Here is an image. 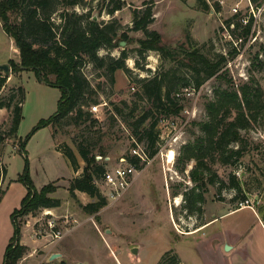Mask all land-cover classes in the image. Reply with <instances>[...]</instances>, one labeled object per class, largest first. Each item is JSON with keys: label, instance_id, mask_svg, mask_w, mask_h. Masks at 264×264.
I'll return each mask as SVG.
<instances>
[{"label": "rangeland", "instance_id": "obj_1", "mask_svg": "<svg viewBox=\"0 0 264 264\" xmlns=\"http://www.w3.org/2000/svg\"><path fill=\"white\" fill-rule=\"evenodd\" d=\"M114 1L84 0L72 9L95 18L100 24L110 21L119 24L118 46L99 49V57L117 59L121 51L126 53L124 70H117L113 75L105 67L95 68L90 63L81 68V74L97 91L96 104L82 106L84 112L90 113V119L96 121L94 124L88 119L76 128L67 118L54 136L51 128L39 129L27 141L23 155L19 151L20 141H24L40 120L54 114L59 90L38 82L30 71L10 72L0 89V103L11 105L0 108V191H4L0 199V264L13 234L10 215L19 208L26 192L17 181L24 167V156L34 188L39 191L52 184L57 189L49 197L60 201L57 208L40 209L30 215L55 221L60 238L48 236L46 228H41L36 235L35 229L24 225L29 217L18 218L20 245L26 250L17 264H254L256 261L264 264V241L248 210L226 220H215L199 230L212 215L241 207L259 210L264 224V124L255 123L241 131V144L231 147H241L242 155L238 160L233 157L228 165H210L202 184L189 178L194 161L185 164L181 155L182 149L201 134L199 123L206 120L205 103L216 90L228 88V84L236 89L252 77L264 93V10L244 37L241 29L224 24L228 19L238 21L230 12L234 0H223L215 12L209 0V12L200 10L196 0H119L124 7L111 15L108 11ZM150 1H153V21L148 29L157 31L170 48L179 49L183 36L188 35L191 41L186 44L188 49L196 48L210 60L224 57L217 76L195 87L192 74L181 64L167 62L156 51L139 52L137 41L144 35L139 30H131V10L142 9L143 3ZM52 2L58 10L52 20L59 23L60 2ZM253 3L260 6L264 0H253ZM123 33L130 39L129 43L121 39ZM183 50H178V57H182ZM13 55L12 60L18 62V51ZM9 56L8 38L0 27V64ZM164 72L168 73L166 82L173 81L171 87L179 92L181 113L159 117L156 153L123 196L117 201L105 198V204L94 214L84 212L81 207L97 202L98 197L78 191L75 199L68 195L69 180L78 177L84 167L74 144L82 142L91 154L98 155L102 150L104 159L99 163L105 169L130 158L133 148L144 151L145 144L135 142L122 119L131 109L137 114L145 106L138 81ZM0 74L5 75L2 71ZM19 88L24 100L20 99ZM19 101L21 120L16 135L10 136L12 107ZM115 108L120 110V115ZM58 148L72 152L77 170H73ZM170 155L172 161L167 163ZM210 179L213 184L209 183ZM232 184H237L239 190ZM95 187L104 198L101 186ZM199 195L202 200L198 201ZM175 198H179L177 206L173 204ZM242 198L247 205H240L244 202ZM43 210L50 213L45 219ZM236 226L252 239L246 242V252L225 249V246L231 248L230 243L225 245L224 239L229 238L225 230ZM256 233L260 238L255 237ZM247 247L251 250L247 251ZM53 254L57 257L50 260Z\"/></svg>", "mask_w": 264, "mask_h": 264}, {"label": "trees", "instance_id": "obj_2", "mask_svg": "<svg viewBox=\"0 0 264 264\" xmlns=\"http://www.w3.org/2000/svg\"><path fill=\"white\" fill-rule=\"evenodd\" d=\"M61 12L58 14L59 23L52 20V15L58 10L52 0H0V25L5 35L10 38L18 51V62L9 60L7 66L11 73L32 72L36 80L47 86L57 88L60 96L56 104V110L49 118L40 120L26 135L24 141H20L19 151L25 155V146L30 137L39 129L48 127L52 129L54 136L57 128L64 119L70 118L74 127L90 119L91 115L83 111V105L96 104L97 91L92 88L87 79L81 74V68L87 63L95 68L105 67L108 74L113 75L117 70H124L126 53L121 51L117 59L102 58L97 55L99 49H113L118 46L117 32L119 24L116 21L98 23L87 14H77L72 9L79 6L84 0H58ZM203 12L210 11L207 0H196ZM212 3L213 12L219 11L217 0H209ZM153 1L143 3L142 9L133 8L132 31H141L143 39L137 42L141 51H156L161 57L170 63H178L185 67L193 76L195 87L201 81L217 76L225 59L219 56L210 60L196 48L190 50L186 44H190L188 35L183 36V43L178 47L184 48L182 57H178V50L170 48L163 43L162 36L154 30H149L153 17L151 5ZM122 1L113 2L108 14H113L124 7ZM233 23V29H241L242 36L250 33L251 22L242 26L232 19L224 21L229 26ZM121 39L130 42L126 34ZM168 73L154 74L149 78L138 81L145 106L135 114L131 109L122 123L125 124L132 138L137 143H144V153L151 158L156 153L158 143L157 125L160 116H177L182 107L179 104V92L171 87L173 81L166 82ZM49 78H53L52 80ZM6 75L0 74V89L4 85ZM112 81V80H111ZM177 84V83H176ZM175 86V85H172ZM231 86V88H230ZM238 88V89H237ZM236 89L228 84V88L218 89L214 92L210 101L205 103L206 120L199 123L200 135L192 144L186 145L181 155L183 162L194 161L189 172V178L194 182H203L204 173L210 171V165L220 163L231 164L242 155L241 147L233 149L232 144H241V131L248 130L252 124H264V93L259 84L252 77ZM20 99L24 100L21 88ZM12 99V98H11ZM10 99V100H11ZM10 104L0 108H10ZM21 101L12 107L10 136L16 135L21 120ZM120 115V110L115 108ZM54 130V131H53ZM79 157L84 162V167L78 177L68 182L67 192L71 199H75V192H82L90 197H98V201L82 206V210L88 214L96 213L104 204L105 199L98 195L94 181L103 174L104 165L99 163L97 157L104 158L102 150L98 155L91 154L82 142L74 144ZM59 151L68 159L73 170L78 169L76 159L70 150ZM137 168L138 161L130 159ZM28 161L24 156V167L17 181L26 189V193L20 202L18 209L11 215L13 234L10 237L3 254L1 264H17L26 247L20 245V224L17 219L40 209H54L60 205V201L49 197L57 189L48 184L37 191L29 177ZM209 183L213 184L210 179ZM202 184V183H201ZM204 184V183H203ZM232 187L239 190L237 184ZM4 191H0V199ZM197 200H202L197 196ZM242 198V201H245ZM257 212L261 213L259 210ZM160 264V263H159Z\"/></svg>", "mask_w": 264, "mask_h": 264}, {"label": "built area", "instance_id": "obj_3", "mask_svg": "<svg viewBox=\"0 0 264 264\" xmlns=\"http://www.w3.org/2000/svg\"><path fill=\"white\" fill-rule=\"evenodd\" d=\"M223 4V0H219L218 4ZM264 10V4L260 6H255L253 0H234V4L230 8L231 16L238 17V22L241 25H246L249 21L255 23L258 20V17L262 14ZM231 28L233 23H231ZM131 157L127 160L121 159L118 165L113 166L110 169H105L103 174L99 179L94 181L95 185L101 186L102 194L104 199L111 201H117L120 199L123 194L130 188L132 185L135 176L142 169V167L150 163V159L146 156L142 149L133 148L131 151ZM104 159V158H103ZM130 159H135L138 161V167L130 161ZM100 160H102L100 158ZM247 205L245 200L240 205ZM42 217L45 219L49 215V211L43 210ZM29 217L30 219L25 222V227L31 226L32 229H35V234H40L41 228L47 229V235L53 237L54 239L60 238L59 231L55 230V221L52 219H47L44 221L39 217H32L30 214L24 216ZM33 220V221H31ZM43 221V222H42Z\"/></svg>", "mask_w": 264, "mask_h": 264}, {"label": "crops", "instance_id": "obj_4", "mask_svg": "<svg viewBox=\"0 0 264 264\" xmlns=\"http://www.w3.org/2000/svg\"><path fill=\"white\" fill-rule=\"evenodd\" d=\"M0 27H1V25H0ZM8 51H9L10 56L8 57L7 60H5V62L1 63L0 65L7 64V62L9 60H12V57L15 56L13 54H17V51L13 47V42H12V40L10 38H8ZM17 58H18V55H17ZM243 210H248L250 212V214L252 215V217L254 219L253 220L254 224L259 227L258 234L261 236L262 240L264 241V224H263V221H262L263 218L261 219L260 216H259V212H257V210H254V208H252V207H241L239 209L236 208V209H232V210H229V211H226V212L218 213L217 215H212V217L210 218V220H208L207 222H205L199 228V230L202 229L203 227H205L207 224H209V223H211V222H213L215 220L216 221L217 220L218 221L226 220L227 218H229V217H231L233 215H236V214H238L239 212H241ZM237 222H238L237 223V226H238L239 225V221L237 220ZM237 226H236V228L235 227L234 228L228 227L227 230H225L227 232L228 236H229V238H227L228 240L227 239L226 240L224 239L225 245H228L230 243L231 248H229V250H233L234 249V251H236V252H238V251L239 252L240 251L241 252L242 251H245L246 252V245H247L246 242H249V241L251 242L252 239L248 236V234L246 233V231H244V229H241V228L239 229V227H237ZM196 231H198V230H196ZM240 231H244V232H240ZM255 237L260 238V237L257 236V233H256V236ZM222 243H223V241H222ZM249 245H251V244H249ZM4 250H5V248H4ZM249 250H251V249L249 247H247V251H249ZM3 254H4V251H3ZM257 256L258 255H256L255 258ZM254 264H258L257 261Z\"/></svg>", "mask_w": 264, "mask_h": 264}, {"label": "water", "instance_id": "obj_5", "mask_svg": "<svg viewBox=\"0 0 264 264\" xmlns=\"http://www.w3.org/2000/svg\"><path fill=\"white\" fill-rule=\"evenodd\" d=\"M94 20H95V18H94ZM121 45H123V43H121ZM0 71H2L6 76H8L10 73V70H9L7 64L0 65ZM97 160H100V157H97ZM225 249L229 250V247L225 246ZM56 257H57V255L53 254L50 256V260H52Z\"/></svg>", "mask_w": 264, "mask_h": 264}, {"label": "bare ground", "instance_id": "obj_6", "mask_svg": "<svg viewBox=\"0 0 264 264\" xmlns=\"http://www.w3.org/2000/svg\"><path fill=\"white\" fill-rule=\"evenodd\" d=\"M171 161H172V156L170 155V156L168 157V161H167V163H170ZM173 204L177 206V205L179 204V198H175ZM47 212H48V210H47Z\"/></svg>", "mask_w": 264, "mask_h": 264}]
</instances>
